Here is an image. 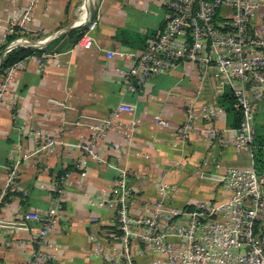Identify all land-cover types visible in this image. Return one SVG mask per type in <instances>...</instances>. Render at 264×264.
Here are the masks:
<instances>
[{"label": "crops", "instance_id": "0c3cea01", "mask_svg": "<svg viewBox=\"0 0 264 264\" xmlns=\"http://www.w3.org/2000/svg\"><path fill=\"white\" fill-rule=\"evenodd\" d=\"M83 1L40 0L30 31L24 35L31 41L57 37L47 45L53 53L63 41L64 31L86 27L80 7ZM95 10L98 22L93 32L94 46L89 50L70 46L68 39L67 48L43 68L37 56L23 60L0 105V194L11 169L18 168L16 191H9L0 205V264L28 263L38 247L40 224L25 221L24 217L31 212L43 214L53 207L52 189L65 172L72 176L65 190L59 227L49 239V244L57 249L52 264H100L92 256L94 245L114 243L120 234L114 207L96 205L98 200L112 198L119 171L91 160L84 170H77L74 162L80 152L74 145L83 130L72 131L74 127L64 125L63 118L72 124L87 118H103L120 103L135 106L133 116L138 118L139 126L132 141L112 132L102 144L101 154L108 163L127 172L134 194L132 212L137 216L146 215L149 206L160 198L162 182L173 188L167 202L179 210H191L201 201L224 202L228 194L216 179L225 172L214 164H250L246 152H237L230 145L213 147L206 143L202 130L210 125L207 119L197 121L188 141L180 139L177 128L184 123L186 105L196 97L199 88L194 65L181 63L172 72L154 77L145 92L135 94L127 90L126 81L118 73L121 68L131 67L132 62L119 56L107 57L108 51L140 54L148 47L163 30L168 17L159 0H98ZM21 12L15 0H0V36L20 18ZM259 24L257 17L256 27ZM121 30L135 35L134 38L121 43L116 39ZM4 51L0 45V59ZM219 98L209 81L197 105L212 104L224 110L225 116L215 126L227 142L237 128L233 127L231 114L219 104ZM263 111L264 102L258 105L255 119L257 136L262 137L264 120L257 117ZM133 116L124 118L129 120ZM158 118L168 121L170 128L159 126ZM37 130L60 142L53 153H36ZM114 147L116 155L111 152ZM117 157L120 160L116 161ZM205 161L210 165L201 167ZM140 263L147 264L143 259Z\"/></svg>", "mask_w": 264, "mask_h": 264}, {"label": "built area", "instance_id": "2783aa9c", "mask_svg": "<svg viewBox=\"0 0 264 264\" xmlns=\"http://www.w3.org/2000/svg\"><path fill=\"white\" fill-rule=\"evenodd\" d=\"M15 1L21 6V16L0 36V45L4 46L16 29L22 36L6 46L3 58L15 49L14 46L27 47L33 43L24 34L30 31L40 0ZM85 1L82 15L87 29L76 47L89 50L95 44L93 32L98 18L95 16L91 20V8L86 10ZM159 1L166 8L168 17L163 30L148 47L140 54L108 51L107 57L119 56L132 62L131 67L121 68L118 73L126 81L127 90L135 94L145 92L154 77L172 72L181 63L194 65L198 71L199 88L196 97L186 105L184 123L177 128L180 139L188 141L197 121L207 119L210 125L202 130L206 143L213 147L230 145L237 152H246L250 156V164L229 167L214 164L216 169H224L225 172L216 179L228 194L224 202L201 201L195 203L191 210H179L167 202V195L173 188L162 182L160 198L149 206L146 215L137 216L132 212L134 194L127 172L116 164L108 163L101 154L102 144L112 132L128 142L132 141L139 126L138 118L133 116L135 106L120 103L103 118H87L72 124L63 118L64 125L74 127L72 131L83 130L74 145L80 152L74 162L77 170H84L91 160L119 171L112 198L98 200L96 205L100 208L114 207L120 234L114 243L97 242L92 256L100 264H141L142 259L147 264H264V168L258 170L253 152L257 107L264 102V0ZM225 10L230 12L225 13ZM257 17H260L259 27L255 25ZM47 39L38 43L42 44ZM56 56L44 53L36 60L43 68ZM23 62L16 63L1 76L0 105ZM209 81L217 96L231 88L235 97L234 107L242 112L240 126L227 142L215 126L225 116L224 110L212 104L197 105ZM124 115L133 117L126 120ZM157 123L170 128V123L162 118H158ZM34 137L38 144L37 154L53 153L60 144L42 130L34 131ZM111 152L116 155L117 147ZM115 160L120 159L117 157ZM209 165L205 161L201 167ZM71 176V172H65L56 180L52 189L53 207L43 214L31 212L25 215V221L40 224L38 247L27 264H52L56 258L57 249L49 244V239L59 227V214L64 209L65 190ZM17 178L16 166L11 169L0 194V205L9 191H16Z\"/></svg>", "mask_w": 264, "mask_h": 264}, {"label": "trees", "instance_id": "16d2710c", "mask_svg": "<svg viewBox=\"0 0 264 264\" xmlns=\"http://www.w3.org/2000/svg\"><path fill=\"white\" fill-rule=\"evenodd\" d=\"M86 27L76 28L64 34L61 38H68L70 46L76 45L77 42L82 38L84 33L86 32ZM163 29V28H162ZM161 32V30H160ZM22 34L19 33L18 29H16V33L8 36L7 43L3 46L5 49L11 42L17 40L21 37ZM135 35H130V33L121 30L118 32L116 39L121 43H125L127 40L129 41L131 38H134ZM60 38V39H61ZM127 41V42H128ZM50 46H46L44 49H35V48H26V47H18L15 50L8 53L1 65L0 69V77L4 75V72L11 68L16 63L23 61L31 56H42L44 53H50ZM219 104L226 108V110L231 114L233 119V127L239 128L241 120H242V112L239 109L234 107L235 97L231 88H228L222 96L219 98ZM253 152L255 155L256 165L259 171L264 168V137L257 136L254 143ZM6 198V197H5ZM4 198V199H5Z\"/></svg>", "mask_w": 264, "mask_h": 264}, {"label": "water", "instance_id": "95a60500", "mask_svg": "<svg viewBox=\"0 0 264 264\" xmlns=\"http://www.w3.org/2000/svg\"><path fill=\"white\" fill-rule=\"evenodd\" d=\"M96 16V10L95 8H91V20L94 19ZM76 27H70L68 28L65 32H69L71 31L72 29H74ZM64 34V33H63ZM57 37L55 38H48L47 40H45V42H43L42 44L38 43V42H34L32 43L31 45L27 46L26 48H38L39 46H47L48 44H50L53 40H55ZM68 46V38H64L63 41L53 50V53L54 54H59L61 53L63 50H65ZM18 47H23V46H20V45H17V46H14V48H18ZM4 58L2 57L0 59V68H1V65H2V62H3Z\"/></svg>", "mask_w": 264, "mask_h": 264}, {"label": "rangeland", "instance_id": "374dc122", "mask_svg": "<svg viewBox=\"0 0 264 264\" xmlns=\"http://www.w3.org/2000/svg\"><path fill=\"white\" fill-rule=\"evenodd\" d=\"M84 1H85V0H84ZM84 1H83V3H84ZM97 1H98V0H95V3H97ZM82 5H83V4H82ZM82 5H81L80 7H82ZM42 40H44V39H40V40L33 41V43H34V42H40V41H42ZM257 119H263V120H264V111H263L260 115H258Z\"/></svg>", "mask_w": 264, "mask_h": 264}, {"label": "bare ground", "instance_id": "6f19581e", "mask_svg": "<svg viewBox=\"0 0 264 264\" xmlns=\"http://www.w3.org/2000/svg\"><path fill=\"white\" fill-rule=\"evenodd\" d=\"M93 1H94V0H87L86 10H89V8H91ZM19 44H20V43H19Z\"/></svg>", "mask_w": 264, "mask_h": 264}]
</instances>
